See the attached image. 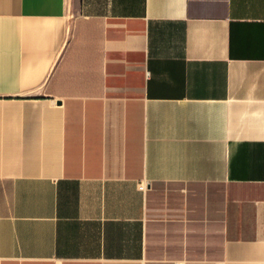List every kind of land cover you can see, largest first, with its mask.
Here are the masks:
<instances>
[{"label":"crops","instance_id":"crops-1","mask_svg":"<svg viewBox=\"0 0 264 264\" xmlns=\"http://www.w3.org/2000/svg\"><path fill=\"white\" fill-rule=\"evenodd\" d=\"M0 264H264V0H0Z\"/></svg>","mask_w":264,"mask_h":264},{"label":"built area","instance_id":"built-area-1","mask_svg":"<svg viewBox=\"0 0 264 264\" xmlns=\"http://www.w3.org/2000/svg\"><path fill=\"white\" fill-rule=\"evenodd\" d=\"M140 188H141V190H144V187L143 186H141Z\"/></svg>","mask_w":264,"mask_h":264}]
</instances>
